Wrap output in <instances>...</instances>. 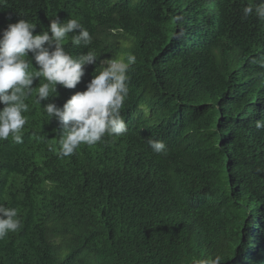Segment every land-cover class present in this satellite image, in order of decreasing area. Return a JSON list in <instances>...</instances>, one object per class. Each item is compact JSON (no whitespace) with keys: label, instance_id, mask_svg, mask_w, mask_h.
Returning <instances> with one entry per match:
<instances>
[{"label":"trees","instance_id":"1","mask_svg":"<svg viewBox=\"0 0 264 264\" xmlns=\"http://www.w3.org/2000/svg\"><path fill=\"white\" fill-rule=\"evenodd\" d=\"M261 3L0 0V30L75 18L93 39L65 50L97 55L76 88L58 84L40 105L34 79L22 142L0 141V204L21 221L0 239V264H264V19L243 17ZM129 54L127 131L59 157L62 129L43 105L62 107Z\"/></svg>","mask_w":264,"mask_h":264},{"label":"clouds","instance_id":"2","mask_svg":"<svg viewBox=\"0 0 264 264\" xmlns=\"http://www.w3.org/2000/svg\"><path fill=\"white\" fill-rule=\"evenodd\" d=\"M255 12L257 18L264 19V0L253 8L248 4L243 8V17ZM36 23L20 18L8 23L0 30V141L9 136L20 143L22 130L28 123L24 113L29 111L25 102L32 94L34 79L43 77L44 82L35 88V103L57 96V85L68 89L76 88L85 74V66L94 64L97 55L92 51L73 55L64 48L65 41L75 47H87L92 36L78 19L60 21L50 18L48 28L33 34ZM38 66L34 68L28 58ZM136 57L129 54L125 61L106 59L98 72L86 84L84 91H76L62 105L53 102L43 105L47 121L55 119L61 126L59 150L61 158L69 157L82 145L92 146L107 134L119 137L127 131L121 116V109L128 96V69ZM107 65V66H104ZM96 70V69H95ZM257 129H264V116L254 122ZM152 151L166 154L162 140L148 141ZM15 208L0 204V239L9 232H17L21 221ZM221 257L203 259L198 264H220Z\"/></svg>","mask_w":264,"mask_h":264},{"label":"rangeland","instance_id":"3","mask_svg":"<svg viewBox=\"0 0 264 264\" xmlns=\"http://www.w3.org/2000/svg\"><path fill=\"white\" fill-rule=\"evenodd\" d=\"M105 66H107V65H105Z\"/></svg>","mask_w":264,"mask_h":264}]
</instances>
